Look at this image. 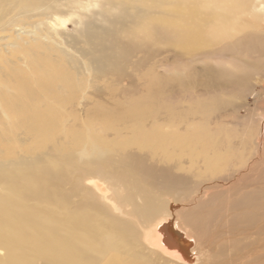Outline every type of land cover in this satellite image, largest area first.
<instances>
[{
  "label": "bare ground",
  "instance_id": "1",
  "mask_svg": "<svg viewBox=\"0 0 264 264\" xmlns=\"http://www.w3.org/2000/svg\"><path fill=\"white\" fill-rule=\"evenodd\" d=\"M193 72L261 86L241 139ZM0 264H264V0H0Z\"/></svg>",
  "mask_w": 264,
  "mask_h": 264
},
{
  "label": "rangeland",
  "instance_id": "2",
  "mask_svg": "<svg viewBox=\"0 0 264 264\" xmlns=\"http://www.w3.org/2000/svg\"><path fill=\"white\" fill-rule=\"evenodd\" d=\"M142 26H143V22H141V27ZM68 27L69 29L73 28L71 23H68ZM142 41H145L147 45V49L145 52H141L137 55V57H135L136 61L141 60V65L136 67H131L129 69L132 72L130 78L131 81L130 87L135 86L136 89L139 91V94L154 89V86L151 87V85L153 84L155 85L153 79L157 78L160 74L167 75L168 78L171 77V79H173L172 74H183V72L180 71L178 72L177 68L176 71L173 68L172 61L166 51L169 48V44H165V46L161 45L163 47H161L160 44L151 45L148 36H146L145 38H141V43H143ZM161 53H163V55H160ZM248 61L249 63H251V67H252L254 64H256L255 61L257 60L249 59ZM160 62H164L165 68L159 65ZM168 64L169 66H167ZM195 64H199L202 67H206L208 69H213V70L219 69L217 68V66L219 65V61H215L214 59L207 60L206 62L207 65H203L202 63H195ZM190 66L191 64H189L188 67L189 69ZM243 72H244L243 69H240V73L238 77H240V75L242 76L245 75L246 68H245V73ZM126 77L127 76H123L122 78H120L119 81L123 82V84H125L126 86H129V81L125 80ZM200 79L204 81L205 76L201 73L197 74L193 72L192 81L194 82V85H192V87H189V89L181 88V86L178 85H175L177 87L174 86V88H172L173 85L168 84V86L165 87V91L170 95L169 103L171 102L170 99H172L171 90L175 91V89L179 92L180 91L182 92V94L184 95L183 98H185L182 100L183 102H185V104L186 102H191L194 106L201 105L203 101L206 99L208 100H212L215 98L222 99L225 101L224 103L220 102L222 104V108H219V111H216V113L214 112L215 114L218 113L217 119L215 120L214 117H212V119L216 122L215 124H217L215 127H220L224 131H227L228 135L229 134L231 135V138L235 137L241 139L244 127L248 124V118L251 116H257L261 108L262 98L261 96L258 95V93H261L262 91L261 86L255 83V81L251 82L252 80L251 78L250 79L244 78V80L240 82V85L242 87L240 85H236L234 87H224V88H221L216 82H213L211 85L204 84ZM199 82L203 84L204 88H200V86L198 85ZM196 85H198L199 87L198 89ZM214 85H216V87ZM115 86L116 84L112 85L113 90H116ZM136 94L137 93H134L133 96ZM186 96H188L187 101H186ZM151 161L153 162L154 159L152 158Z\"/></svg>",
  "mask_w": 264,
  "mask_h": 264
}]
</instances>
